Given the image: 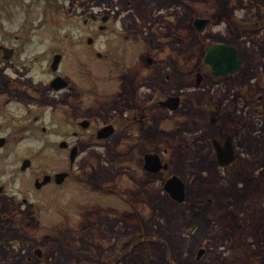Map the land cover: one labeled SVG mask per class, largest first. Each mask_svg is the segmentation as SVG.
Segmentation results:
<instances>
[{
  "label": "flooded vegetation",
  "instance_id": "flooded-vegetation-1",
  "mask_svg": "<svg viewBox=\"0 0 264 264\" xmlns=\"http://www.w3.org/2000/svg\"><path fill=\"white\" fill-rule=\"evenodd\" d=\"M185 5L189 14L183 20L179 6L164 0H0L1 28L16 24L25 14L20 27L3 29L0 68L28 75L24 88L15 95L32 117L16 122L0 110V156H7L8 161L0 169V264L131 261L134 250L144 245L140 233L146 228L141 220L134 225L126 222L140 233L116 237L120 213L114 206L123 199L132 203L136 194L148 202L165 195L175 205L188 202L186 182L171 166L173 150L184 141V131L178 123L165 129V121L179 122L177 115L190 110V99L206 126L193 128L190 142L197 154L193 163L205 161L236 176L246 172V109L264 120V84L255 81L254 85L252 78L244 87L246 61L240 45L204 38L209 26L227 23L228 16L209 12L211 7L202 9L201 15L193 14V0H185ZM38 17L43 21L40 24L34 23ZM197 19L207 20L201 31L195 25ZM242 22L238 18V37L254 36L255 30ZM182 36L193 37L187 39L195 40L200 48L192 69L185 73L176 66L181 63ZM216 45L237 51V69H230L235 63H225L219 72L206 61ZM214 57L222 54L214 53ZM38 60L43 67H34ZM29 88L48 94L50 109L61 110L65 119L61 138L22 146L23 128L31 126L44 133L50 128L46 123L36 126L47 106H29L30 95L25 93ZM198 93H208L211 102H196ZM57 96L59 102H55ZM206 112L209 117L204 116ZM172 129L176 134H169ZM42 148L52 149L61 158L37 166ZM248 160L251 163L250 156ZM122 169L127 171L124 178L118 174ZM174 176L185 185L183 203L166 190ZM54 207L69 208L65 220L54 223L63 230V237L52 236L50 220L39 225L21 220L23 208L38 215ZM71 208L76 213L68 212ZM120 215L132 219L127 212ZM60 257L66 263L57 262Z\"/></svg>",
  "mask_w": 264,
  "mask_h": 264
},
{
  "label": "rangeland",
  "instance_id": "rangeland-1",
  "mask_svg": "<svg viewBox=\"0 0 264 264\" xmlns=\"http://www.w3.org/2000/svg\"><path fill=\"white\" fill-rule=\"evenodd\" d=\"M164 1L172 3L173 7L179 6L183 20L188 16L189 11L185 0ZM202 9H209L210 12L213 10L228 16L227 23L220 26H209L204 38L210 41L212 39L224 40L240 45L242 57L246 61L243 72L244 87L249 86V80L252 78L253 83L257 81V85L264 84V0H193V14L200 12L201 15ZM24 17L25 14L21 13L16 24L12 26L6 24L3 28L0 27V38L4 33L3 29L20 27L24 22ZM35 17L36 15L33 18ZM40 17L34 19V23L43 22L39 19ZM238 18L242 19L245 26L248 25L255 30L254 36L238 37L240 25ZM187 38L193 39V37L182 36V41L186 44L183 42L181 45V63H175L183 73L192 69L193 58L200 55V48L195 46L196 41L194 40L193 43V40L190 42ZM61 46L64 47V42H61ZM174 61L176 62L175 59H173ZM43 66V61L38 60L34 67ZM13 69L0 68V110H2V115L10 114L18 122L19 119L24 120L26 117L28 119L32 117L15 95L24 88L23 83L27 80L28 75L17 74ZM5 73L11 76V79H7ZM2 83L3 85H1ZM25 93L27 96L30 95V99L27 101L29 106L47 103L48 94L45 92H34L29 88L25 90ZM8 96H10L9 100ZM196 96L198 97L196 102H211L208 93H198ZM190 101L191 104H187L190 110L178 113L179 122L168 119L165 121V129H170L169 127L174 126V123H178L184 131L182 138L184 141L180 143L178 149L173 150L171 166L172 170L180 174L186 182L188 202L175 205L167 195L148 202L138 198L137 194L131 197L132 203H128L124 199L118 201L114 208H118L117 211L120 214L125 212L131 214L132 219L123 216L122 218L120 214H117L119 218L116 219L120 225H118L116 237L124 234L129 235L131 231L140 233L137 228L127 226L126 222H133L134 225L137 220H141L147 230L140 233L145 242L144 245L138 246L139 248L134 250L133 259L119 261L118 264H264V120H257L256 116L259 114L254 110L246 109L249 139L246 143L243 140L242 143H245L243 155L247 157L243 161L245 160L247 169L245 173L236 176L235 172L231 170V172L229 170L218 171L205 161L199 164L193 163V157L197 156L195 150L193 151V140L190 142L192 133L195 131L193 128L196 126L206 128V126L196 114L197 110L194 109L196 105L193 103V99ZM55 102H59L58 96ZM216 102L219 101L216 100ZM44 106L47 107L41 113L43 115L36 126L46 123L50 127L48 132L31 129V126L23 128L21 131L23 147L25 143L40 146L45 139L62 137L65 124L64 115L61 110L50 109L53 107L52 103ZM225 107L228 109L227 104ZM241 113L242 110H239V116ZM204 116L209 117V113L206 112ZM238 125L241 126V123ZM21 126H25L24 121H21ZM26 131L29 134H27V138H24ZM5 132L9 133L10 129L7 128ZM169 134L173 135L176 132L172 129ZM185 144H189L190 147H185ZM25 149L22 148L23 154L27 153ZM39 150L37 166L48 165L52 159L61 158V155H56L52 149L42 148ZM11 156H16V153ZM248 156H250L251 163H249ZM5 158L7 156L4 158L0 156V169L8 162ZM126 173L127 171L122 169L118 174L123 177L127 176ZM135 178H137L136 173ZM63 202H61V206ZM114 208H111L112 212ZM68 209L56 207L48 210L43 209L40 210V214L36 215L37 211L23 208L21 220L23 222L35 221L38 225L44 220H50L53 224L52 236L54 238L63 237V230L58 229L54 223L64 221V215ZM73 211L74 209L71 208L68 212ZM74 213L76 212L74 211ZM200 249L205 252L199 258ZM65 252L66 248L61 249L60 254ZM56 261L66 263V260L64 261L61 257Z\"/></svg>",
  "mask_w": 264,
  "mask_h": 264
},
{
  "label": "water",
  "instance_id": "water-1",
  "mask_svg": "<svg viewBox=\"0 0 264 264\" xmlns=\"http://www.w3.org/2000/svg\"><path fill=\"white\" fill-rule=\"evenodd\" d=\"M206 23L207 20L197 19L195 21V25L198 28V31H201L205 27ZM214 53H221L222 57L215 58ZM236 55H237V51L235 49L228 46L216 45L212 47L209 53L207 54L206 61L213 63L215 69L219 72L224 69L225 63L227 64L235 63V68H230L231 70H233V69H237L236 67H238V64L240 65V63L237 61ZM166 190L174 200L180 203H183L185 201L186 199L185 185L179 177L174 176L171 179H169L166 184ZM204 252L205 250L203 249L200 250L199 258Z\"/></svg>",
  "mask_w": 264,
  "mask_h": 264
},
{
  "label": "trees",
  "instance_id": "trees-1",
  "mask_svg": "<svg viewBox=\"0 0 264 264\" xmlns=\"http://www.w3.org/2000/svg\"><path fill=\"white\" fill-rule=\"evenodd\" d=\"M210 12V11H209ZM212 13H213V10H212Z\"/></svg>",
  "mask_w": 264,
  "mask_h": 264
}]
</instances>
